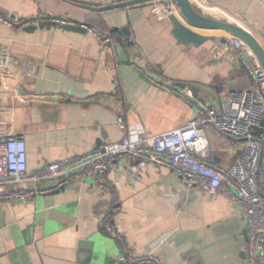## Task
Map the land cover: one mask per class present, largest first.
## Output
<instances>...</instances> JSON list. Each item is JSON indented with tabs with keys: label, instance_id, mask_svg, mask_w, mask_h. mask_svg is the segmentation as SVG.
I'll use <instances>...</instances> for the list:
<instances>
[{
	"label": "crops",
	"instance_id": "0c3cea01",
	"mask_svg": "<svg viewBox=\"0 0 264 264\" xmlns=\"http://www.w3.org/2000/svg\"><path fill=\"white\" fill-rule=\"evenodd\" d=\"M126 1L0 0L10 19L56 15L114 38L128 31L132 38L118 43L127 57L121 61L118 44L103 46L88 31L15 30L0 23V51L16 60L14 75L0 79V130L23 136L28 171L105 141L186 125L197 105L193 96L214 107L194 84L212 89L220 108L231 91L253 87L249 71L228 51L226 32L198 30L213 38L198 47L177 44L169 20L151 17L150 0L105 8ZM189 1L203 16L245 28L264 46V0ZM208 142L209 161L222 168L242 152L243 141L232 136L208 135ZM129 165L125 158L108 172L102 194L88 180L27 203H0V264H117L123 244L103 229L105 216L139 255L164 239L155 250L162 264H249L239 203L183 190L167 166Z\"/></svg>",
	"mask_w": 264,
	"mask_h": 264
},
{
	"label": "built area",
	"instance_id": "2783aa9c",
	"mask_svg": "<svg viewBox=\"0 0 264 264\" xmlns=\"http://www.w3.org/2000/svg\"><path fill=\"white\" fill-rule=\"evenodd\" d=\"M151 17L166 21L170 15L181 19L175 0H150ZM76 24L67 17L37 15L9 18L0 11V23L10 29L40 28L44 23ZM82 27L103 46L120 41L132 42L127 31L114 38L100 28ZM228 51L237 57L251 74L254 84L249 89L231 91L220 112L201 101L186 125L150 135L144 132L128 135L117 141H105L86 154L45 163L35 170L27 169L26 144L22 135H8L0 130V203H27L36 196L49 194L74 183L91 181L95 193L108 191L107 174L121 167L123 159L135 170L140 161L172 168L183 190L198 189L213 197L223 194L240 204L245 215L246 256L249 264H264V69L250 47L240 38L229 36ZM15 58L0 51V79L14 75ZM132 66L139 68L135 61ZM30 65L26 73H31ZM22 77V75H20ZM159 87L166 89L153 80ZM118 95L120 91H116ZM117 124L124 126L122 116ZM208 135L219 140L228 136L241 139L242 152L231 165L222 168L209 161ZM259 139L263 143L258 142ZM103 229L119 240L122 250L117 264H162L155 250L164 239L152 245L146 255H139L125 245L123 235L113 226L110 217H103Z\"/></svg>",
	"mask_w": 264,
	"mask_h": 264
},
{
	"label": "water",
	"instance_id": "95a60500",
	"mask_svg": "<svg viewBox=\"0 0 264 264\" xmlns=\"http://www.w3.org/2000/svg\"><path fill=\"white\" fill-rule=\"evenodd\" d=\"M142 1L143 0H128L125 3L109 5L105 8L110 9L114 7H119L121 5L137 4ZM175 4L179 9L181 19L176 17L175 15H170L168 17V20L171 24V35L173 36L177 44H181L185 46L191 44L195 47H198L202 45L204 42H206L207 40L213 38L211 34L200 32L198 30L221 29L224 32H226L229 36L230 35L235 36L243 40L253 51L260 65L264 69V46L250 31L236 24L218 21L210 17L203 16L202 14L198 13L194 9V7L191 5L189 0H175ZM181 20H183V22ZM53 26L67 30V31H77V32H82V33L86 32V29L82 27V24L77 23V22L76 24H65V25H58V26L52 22H46L40 28H44V27L50 28ZM25 29H28L31 31V30H34L35 28L28 27ZM114 49L117 52L119 51L121 61H127V57L123 54L121 50V46L119 44L116 45ZM140 74L142 78L147 79L146 75H144L143 73H140ZM192 89L194 91H196L197 89H200L206 92L207 95L209 96L208 101L212 105H214L217 112H220V106H219V102L217 99V95L212 89H210L209 87L197 85V84L192 85ZM192 98H193V102L195 103L201 100L200 96L198 95L193 96ZM258 142L262 144L263 140L259 139ZM63 189L64 188H61L54 192H59ZM54 192H51V193H54Z\"/></svg>",
	"mask_w": 264,
	"mask_h": 264
},
{
	"label": "trees",
	"instance_id": "16d2710c",
	"mask_svg": "<svg viewBox=\"0 0 264 264\" xmlns=\"http://www.w3.org/2000/svg\"><path fill=\"white\" fill-rule=\"evenodd\" d=\"M126 32H124L123 34H125Z\"/></svg>",
	"mask_w": 264,
	"mask_h": 264
}]
</instances>
